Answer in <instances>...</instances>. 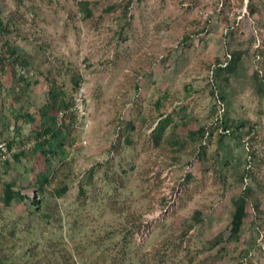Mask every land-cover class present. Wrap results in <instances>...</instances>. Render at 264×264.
Instances as JSON below:
<instances>
[{"label": "rangeland", "instance_id": "rangeland-1", "mask_svg": "<svg viewBox=\"0 0 264 264\" xmlns=\"http://www.w3.org/2000/svg\"><path fill=\"white\" fill-rule=\"evenodd\" d=\"M0 264H264V0H0Z\"/></svg>", "mask_w": 264, "mask_h": 264}, {"label": "built area", "instance_id": "built-area-1", "mask_svg": "<svg viewBox=\"0 0 264 264\" xmlns=\"http://www.w3.org/2000/svg\"><path fill=\"white\" fill-rule=\"evenodd\" d=\"M5 146H6V142H5V140L2 138V136L0 135V153L6 149Z\"/></svg>", "mask_w": 264, "mask_h": 264}]
</instances>
